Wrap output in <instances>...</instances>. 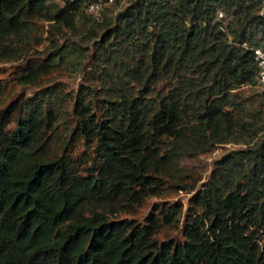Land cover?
<instances>
[{
    "label": "trees",
    "instance_id": "16d2710c",
    "mask_svg": "<svg viewBox=\"0 0 264 264\" xmlns=\"http://www.w3.org/2000/svg\"><path fill=\"white\" fill-rule=\"evenodd\" d=\"M48 1L0 0V58L40 43L37 19L55 45L89 0L56 12ZM101 17L90 71L100 98L80 87L69 116L45 88L1 112L0 264H264V128L235 93L258 85L251 48L264 42V0H134ZM52 66L30 62L19 81ZM75 137L94 146L90 165L69 153ZM245 137L255 144L223 156L192 196L182 241L155 238L178 221L177 204L154 206L144 223L113 217L158 195L185 157Z\"/></svg>",
    "mask_w": 264,
    "mask_h": 264
},
{
    "label": "rangeland",
    "instance_id": "374dc122",
    "mask_svg": "<svg viewBox=\"0 0 264 264\" xmlns=\"http://www.w3.org/2000/svg\"><path fill=\"white\" fill-rule=\"evenodd\" d=\"M131 1L134 0H128L122 5L105 8L101 15H105L107 21H114L115 14L125 9ZM47 3L53 12L58 11L65 5L63 0H49ZM256 12L262 13L263 9L256 10ZM35 25L36 30L32 35L40 38L39 44L31 39L29 45H24L22 55L10 60L0 58V86L4 87L0 95V117L1 112L12 103H19L22 99L32 97L39 90L45 88H52L57 97L63 99L62 109L67 110L69 116H72L75 106L74 98L80 87L90 86L97 90V98L101 96L98 89L100 84L92 78L90 73L92 71V56L96 48L91 31L94 28L98 31L94 17L83 9L82 14L76 18L74 29L64 28L63 33L56 36V46L51 45L49 40L48 31L51 24L44 19H37ZM61 48H65L66 52L58 53L57 51ZM48 58L52 60L54 66L47 75L42 76L33 85L20 83L19 77L26 71L30 62L41 63ZM235 93L245 103V119L248 122L253 121L258 128H264V97L258 86L252 84L242 85L235 90ZM96 113L98 114L99 111L96 110ZM75 121V118L72 117L68 124L69 130L61 132L65 139L70 137ZM17 122L18 116L17 113H14L5 123V132H14L17 129ZM58 127L61 129L60 126ZM255 142L256 139L249 140L248 137H245L229 143L215 145L204 153L185 157L179 164L177 174H173L172 178L163 177L161 179L162 189L158 195L147 197L142 205L132 212L118 213L113 217L117 219L129 218L138 223H144L145 217L152 212L154 206L160 209L162 206L177 204L180 207L177 214L178 221L175 225H163L155 238L158 241L168 239L182 241L184 223L187 215L190 211H193L191 198L202 188L203 183L210 178L217 162L231 151L245 149L249 145L255 144ZM71 147L69 153L75 161L81 160L86 165L91 164L94 146L88 147L85 145L83 138L75 137ZM259 243L264 249V232L259 234Z\"/></svg>",
    "mask_w": 264,
    "mask_h": 264
},
{
    "label": "built area",
    "instance_id": "2783aa9c",
    "mask_svg": "<svg viewBox=\"0 0 264 264\" xmlns=\"http://www.w3.org/2000/svg\"><path fill=\"white\" fill-rule=\"evenodd\" d=\"M128 0H89L86 6V12L92 14L96 21L101 20V12L105 8L114 5H122ZM220 17L222 14H219ZM257 67V83L260 93L264 96V42L260 46L251 48Z\"/></svg>",
    "mask_w": 264,
    "mask_h": 264
}]
</instances>
